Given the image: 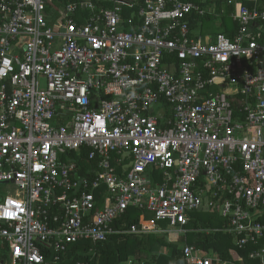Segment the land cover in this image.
Segmentation results:
<instances>
[{
    "label": "built area",
    "instance_id": "2783aa9c",
    "mask_svg": "<svg viewBox=\"0 0 264 264\" xmlns=\"http://www.w3.org/2000/svg\"><path fill=\"white\" fill-rule=\"evenodd\" d=\"M48 1L0 0V264H59L115 234L176 242L201 210L264 264V0L221 3L231 38L195 33L223 19L214 2ZM130 208L137 224L115 228Z\"/></svg>",
    "mask_w": 264,
    "mask_h": 264
},
{
    "label": "trees",
    "instance_id": "16d2710c",
    "mask_svg": "<svg viewBox=\"0 0 264 264\" xmlns=\"http://www.w3.org/2000/svg\"><path fill=\"white\" fill-rule=\"evenodd\" d=\"M70 1L72 0H49L46 10L48 13L53 12V15L58 14L60 8ZM185 1H192L203 7L214 2L217 6V12L224 9V16L218 33H222L229 38L234 35L236 25L231 23L229 19L234 7L222 5L221 3L224 0H221V2L220 0H210L204 4L200 3L201 0ZM235 1L249 7L246 0ZM196 21L190 23L191 29L197 26ZM202 21H212V17H206ZM64 159L72 160L77 164L79 175H85L86 170L92 166V163L82 156L68 154ZM116 171L121 174L122 167L119 166ZM140 214L141 211L130 208L122 219L116 221L114 227L124 229L132 224H137ZM146 217H149V215H146ZM260 222H264V217ZM227 226L228 221L217 213L201 210L192 213L191 221L185 227L187 232L182 234V237L179 236L177 242H171L167 234L140 236L128 233L115 234L109 236L106 241L95 245L88 241L70 245L59 264H77L78 262L84 264H122L129 260H132V264H186L181 251V248L185 245H193L208 255H217L222 261H229L233 264H259L258 261L249 258V255L258 248L254 245H247L239 249L236 246L235 236L224 232ZM232 252H235L237 258L242 259V261L238 262L232 258Z\"/></svg>",
    "mask_w": 264,
    "mask_h": 264
},
{
    "label": "rangeland",
    "instance_id": "374dc122",
    "mask_svg": "<svg viewBox=\"0 0 264 264\" xmlns=\"http://www.w3.org/2000/svg\"><path fill=\"white\" fill-rule=\"evenodd\" d=\"M207 10H210V8H206ZM200 26L196 28L195 33H198V35H202V36H207V35H215L218 33V31H220V24L222 23V19L215 17L212 21H202L199 22ZM3 191H4V195L9 192L12 193V189L3 186L2 187ZM181 237L183 235H180Z\"/></svg>",
    "mask_w": 264,
    "mask_h": 264
},
{
    "label": "crops",
    "instance_id": "0c3cea01",
    "mask_svg": "<svg viewBox=\"0 0 264 264\" xmlns=\"http://www.w3.org/2000/svg\"><path fill=\"white\" fill-rule=\"evenodd\" d=\"M169 238V237H168ZM177 242V241H176Z\"/></svg>",
    "mask_w": 264,
    "mask_h": 264
}]
</instances>
